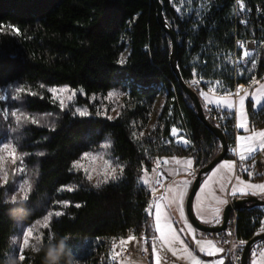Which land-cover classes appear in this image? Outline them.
Returning a JSON list of instances; mask_svg holds the SVG:
<instances>
[{
    "label": "trees",
    "instance_id": "16d2710c",
    "mask_svg": "<svg viewBox=\"0 0 264 264\" xmlns=\"http://www.w3.org/2000/svg\"><path fill=\"white\" fill-rule=\"evenodd\" d=\"M160 1L178 42V67L187 84L196 73L205 81L219 80L234 90L237 84H246L254 75L264 74V21L262 28L255 18L247 26L236 24V0H189L187 8L191 11L184 15L176 10L175 0ZM244 5L250 11L264 9V0H244ZM0 24L5 26L0 32V90L11 84L33 85L37 95H23V109L61 112V121L54 131L31 125L25 132L39 140L34 144L16 143L17 151L24 155L32 191L25 205L27 211L21 216L11 211L14 205L4 203L5 194L13 191L18 176L10 171L8 183L0 187V264H8L13 250L9 238L20 226L34 224L49 211L64 213L51 221V232L57 239L68 236L74 240L72 244L68 240L73 253L77 248L76 251L89 248L79 257L85 264L94 263L95 253L101 252L97 240L104 243L133 234L150 240L154 234L152 219L145 208L152 203V197L138 182L141 167L151 172L155 159L193 156L199 171L222 148L220 140L199 120L193 101L183 92L172 70L171 40L157 21L154 0H0ZM8 25L18 28L20 34H14ZM237 37L256 38L259 42L257 67L251 74L243 70V75L235 74ZM126 49V62L118 64ZM40 84L67 85L101 96L117 90L123 102L114 119L99 115L81 118L70 110L60 111L50 101V94L39 88ZM162 92L166 96L160 115L154 128L147 131ZM77 102L89 104L82 96ZM247 114L250 127L264 128V110L256 111L249 104ZM227 115L223 131L232 147L235 118ZM8 121L12 119H5L0 111V142L6 137ZM173 127H185L194 148L170 142ZM133 131L137 138H133ZM108 134L113 140L114 159L118 158L125 169L119 179L96 189L82 170H70V166L83 153L95 151ZM225 160L235 157L228 154ZM255 169L264 170L259 166ZM243 177L249 179L247 173ZM64 185L76 190L58 191ZM58 201H68L70 206L64 208ZM77 204L81 206L76 207ZM263 207L247 205L232 213L231 217H236L237 241L247 242L259 232ZM42 231L47 244L48 230ZM86 239L94 243H87ZM262 242L252 248L249 264ZM147 247L151 258V247ZM24 257L20 264H44L43 251L37 254L29 247Z\"/></svg>",
    "mask_w": 264,
    "mask_h": 264
},
{
    "label": "snow or ice",
    "instance_id": "6c2138e0",
    "mask_svg": "<svg viewBox=\"0 0 264 264\" xmlns=\"http://www.w3.org/2000/svg\"><path fill=\"white\" fill-rule=\"evenodd\" d=\"M181 2H183V0H181ZM236 3L239 5V10L244 11V0H236ZM176 10L178 12L181 11L180 8H177ZM242 23L247 22L242 21ZM7 27L10 28L14 34H20V30L15 26L8 25ZM4 28L5 26L0 24V32L4 31ZM238 44L242 49V52L236 63L246 61L249 57L253 56V53L245 47L244 42L241 41L238 42ZM125 62V58L121 54L117 63L123 65ZM229 62H232L230 57ZM252 66H255L254 60L252 61ZM238 74L243 75L244 73L241 70ZM189 83L199 89V97L204 101V104L202 105L203 107L208 108L209 111L214 108L227 110V112L233 115L236 119L235 127L240 129L242 133H248L247 135L239 134L235 137V146L231 149V151L233 155L238 158V161H248L257 151H264V130L257 131L250 127L247 118L249 104H251L253 109L258 111L264 110V83H260V81L253 79L249 82V87L252 89L251 91L249 88H245L243 84H237L235 89L232 90L224 87L219 80H215L207 81L205 90L204 87H200L202 83H205L204 78L198 76L196 73L192 74V79ZM253 85H257V87H252ZM39 88L45 89L50 94V101L56 105L60 111L69 109L74 116H79L81 118L90 117L92 112L90 111L88 105L83 107L76 106L75 98L78 94L87 98L89 104L95 108L97 115L103 116L109 120H111L112 117L108 114V104H115V102L122 95L121 93L111 90L98 97L96 94L86 93L82 88L72 89L70 86H46L44 84H40ZM20 94L35 96L37 95V92L32 91L30 88L17 87L15 89V95L8 96L2 94V91H0V102L7 101L9 99L16 100ZM98 100L105 102L102 108L97 105ZM22 105L23 101H21V108H18L16 111H12L10 113L11 117L15 119L17 125L24 123L40 125L41 120H47L48 117L54 115L53 113H45L42 116L30 115L26 111L22 110ZM112 110H114V107ZM2 115L6 119L9 116V112L7 110H3ZM49 127L50 130H55L54 123H51ZM132 127H135V122H133ZM140 135L142 136L143 133H140ZM170 135L173 137V141L170 142L183 144L187 147L191 146V141L182 134L180 129L173 127L170 130ZM132 136L133 138H137L135 131L132 132ZM101 147L103 149H108L111 147V142L108 141ZM43 154L44 153H38L37 155ZM97 158V156L89 155L85 152L80 159L71 163L70 170H82L86 178L91 180L93 179V173H96V170H89L84 166L82 160H96ZM9 160L13 165L19 161L20 167L15 169L16 172H25L24 157L22 154L18 153L16 146L10 142H0V173L8 175L7 163ZM153 164L154 167L151 168V173L147 167H141V175L138 177V182L149 190L150 196L152 197V203L145 208V212L147 216L152 219L151 227L154 234L150 240L147 236L137 238L134 234L129 235L127 238H120L118 242L114 240L112 243V260L115 261L117 257L121 256L127 245L133 242L139 246L140 251L145 253L148 251V247L146 246L151 247V264H178L180 260H188L190 264H225V257L221 255L225 252V249L219 246L221 243L231 244L232 247L228 251L233 256H236L235 250L240 248L245 243L244 241L232 242L228 240L217 241L206 238H197L196 230L190 223H188L187 218L184 216V196L191 183L189 179H184L178 182L173 181L172 184L164 187L163 180H166L169 177H174L180 173H184L187 176L193 175L194 160L191 158H172L171 160L165 158L155 159ZM169 164L175 165L176 167L169 168L167 167ZM241 167H243V170L248 172L250 176L253 175L249 168L244 167L243 164H241ZM124 169L125 166L119 162L118 158L115 161L111 159L106 160L102 171L99 172L102 178L96 187L100 188L103 184H107L110 180L114 181L112 179L113 176L116 177L115 180L119 179V176L123 175ZM165 171L167 172V175H165ZM236 172L237 160L223 161L218 167H215L210 175H208L202 182V187L199 188L197 194L194 195V198L199 199L200 203L193 204V209L201 223L218 224L221 219V206L228 204L229 197L264 194V183L257 184L251 181L241 180ZM152 174L155 175V180H153ZM154 185L163 187L164 193L160 196H156L155 193L157 192V187ZM19 188L22 190L24 185L19 184ZM209 188H211L209 193L211 200L208 206L205 207L203 201L206 197H200L199 193L205 192ZM28 190L29 192L32 191L30 182L28 183ZM75 190V187L70 185H64L58 189V191L61 192H71ZM169 193H171V196H169ZM57 203L64 208L70 206L68 201H58ZM173 205L178 208L183 222L182 227L179 222H174L173 218L169 215V210ZM75 206L80 207L81 205L77 204ZM62 215H64L63 211H49L42 219L36 220L32 226L27 227L22 233V247L19 248L20 253H22L25 248L30 246L32 247L34 244L33 241L36 242L38 238L44 242V232L42 229L48 230L47 243L52 242V218L54 216L59 217ZM261 228L264 230V220L261 221ZM259 234L260 233L258 232L257 235ZM185 235L190 238L200 253H203L206 257H213L215 259L205 261L194 255L184 239ZM227 235L231 236L232 233L228 231ZM117 248L120 249L119 252L116 251ZM253 255L257 258L253 260L252 264H264V248L258 246L257 250H254ZM236 258L238 259L239 257L237 256ZM19 259L23 261L25 257L20 254ZM122 264H129L127 258H124Z\"/></svg>",
    "mask_w": 264,
    "mask_h": 264
},
{
    "label": "rangeland",
    "instance_id": "374dc122",
    "mask_svg": "<svg viewBox=\"0 0 264 264\" xmlns=\"http://www.w3.org/2000/svg\"><path fill=\"white\" fill-rule=\"evenodd\" d=\"M189 2H190L189 0H183V2H181V0H175L176 9L177 8L181 9V11H179V13L181 15L190 13V11H191L190 8L189 7L187 8ZM127 53H128V49H126L125 52L123 53L124 58L126 57ZM253 60L255 61V66L254 67L252 66V61ZM256 67H257V50H256V52L254 53V55L252 57L251 63L243 71H246L247 74H251L253 71L256 70ZM9 86H11V87H7V88H4V89L0 90V91H2V94L8 95V96H14L15 95V89L17 87L30 88L32 91H35L37 89V87H35L33 85H30V86L27 85L26 86L24 84H11ZM61 86H67V85H61ZM41 90H43V89H41ZM114 91L119 92L117 90H114ZM161 94H162V98L160 99V101H162L165 98V96H166L165 92H162ZM23 95H26V94H20V96L16 100L9 99L7 101L0 102V111L2 112L3 110H7L9 112L8 118L12 119V121H8L7 129H6V137L4 138V140H2V142H10L13 145H15L16 148H17V144L16 143H22V141H23L25 144H34V143H36V141L39 140V139H34L33 136L30 135L31 132H25L26 129L29 126L34 125V124L24 123V124H21V125H17L15 119L13 117H11V115H10V113L12 111H16L18 108H21V101H23L22 100V96ZM79 96L80 95L78 94L77 97L75 98L76 106L83 107L85 105H88L90 111L92 112V115H97L96 111H95V108L92 105H90L88 103H78L77 102V99H78ZM97 96L99 97L101 95H97ZM97 102H99V103H97V105L100 106L101 108L104 106L105 102L100 101V100H98ZM122 102H123L122 97H119V99L115 102V104H108V109H109L108 114L112 117V119H114L118 115L119 107L122 104ZM66 103H67V101H66ZM113 107H114V110H112ZM161 107L162 106H161V102H160V103L157 104L156 110H155V112L152 115V120L150 121V123L147 126V131H150V130H152L154 128V125H155V123H156V121L158 119L157 116L159 114V111H160ZM70 108H71V105H70ZM22 110L26 111L25 109H23V107H22ZM66 110L69 111V109H66ZM26 112L28 114H30V115H37V116H42L45 113H53L54 114L53 116L48 117L47 120H41L40 121V125H36V126H39V127H46L48 129H50L49 125L51 123H54L55 124V129H56L58 127L60 121H61V112H59V111H48V112H33V111L28 112V111H26ZM8 118H6V119H8ZM176 128L180 129L182 134L185 136V131H186L185 127H176ZM239 134H241V133H239ZM172 139H173V137H172ZM108 141L111 142V147L108 148V149H103L101 147V145L106 143V142H108ZM175 144L178 145V146H181L183 148H186V149L187 148H191V147L179 145L177 143H175ZM112 145H113L112 137L110 136V134H108V135H106L104 140L99 144V146L95 149V151H91L93 153V155L97 156L98 158L96 160H91V159L82 160V163L84 164V166L87 167L89 170L95 169L96 172L97 171L101 172L103 167H104V166H102V160H101V158L99 156V154L101 152H107L108 153V155L105 156L104 159H111V160L115 161L114 156L112 154ZM29 153H31V152H29ZM23 157H24V155H23ZM224 161H226V160H224ZM219 164L216 167H218ZM243 166L244 167H248V166H246L244 164H243ZM18 167H20L19 161H17V163L15 165H13L10 160L7 163L8 176H9V172L10 171H12L13 174L18 176V179L16 180V182L14 184L13 191L12 192H7V194H11L15 190H17L19 183L22 180H24L25 178L29 177L28 174H27L25 163H24V168H25V172L24 173H18L16 171H14ZM197 172H198V170L194 167V173L197 174ZM246 173L247 172H245L243 170V167H241V169H238V167H237L236 174L240 177L241 180H245L243 175L246 174ZM196 174H194V175L196 176ZM95 175H96V173H93L94 177H95ZM118 175H119V173H118ZM260 177H264V170L263 171H258V172H257V170H255L254 174L251 176V179H248V180L257 181V180H259ZM100 178H102V177L100 176ZM153 180H154V176H153ZM181 180L178 179L176 181L178 182V181H181ZM248 180H245V181H248ZM172 183H173V181L171 182V184ZM70 186H72V185H70ZM200 187H202V183H201ZM213 187H214V185H213ZM210 191H211V188H209L205 192H200L199 193L200 197H206V199H204V201H203L205 207L208 206V204H209V202L211 200V197L209 195ZM262 198H264V196ZM194 203H200V200L199 199H194ZM169 215L173 218L174 222H179L180 226L181 227L183 226V222L181 220L180 213H179L178 208L176 206H172L171 207V209L169 210ZM195 215H196V213H195ZM184 216L187 218L185 211H184ZM187 221H188V219H187ZM215 224H217V223H215ZM32 225H21L19 230H18V232L14 236H20L22 238V233L26 230L27 227L32 226ZM210 225H214V224H210ZM261 232H264V230H262V228L259 230V233H261ZM184 239H185L186 243L189 245L190 250L193 252L194 255H196L195 254L196 250H194L193 246L188 242L186 236H184ZM90 240L91 239H86L85 241H87V243H89V242L90 243L91 242L94 243L93 240L92 241H90ZM69 242L72 244L75 241L74 240H69ZM111 242L112 241H105L103 243L102 240H97L96 241V245L97 246L101 245L100 246L101 247V252H99V253L96 252L95 253L96 254L95 258H97V259L95 260L94 263H91V264H115L114 260H112V258H110V256L112 255V252H113L112 246H111ZM33 243H35V241H33ZM258 246H260L262 248L264 246V243H262V244H260ZM19 248L20 247L18 245H13V250L10 253L9 258H10V256H19L20 254H22L24 256V251H25L26 248L23 250L22 253H20ZM30 248H32V247L30 246ZM130 249L133 250V251H138V253L140 252L139 246L135 242H133V244H131ZM76 250L74 252V255L76 257L77 264H85L84 262H80L79 261V257H81L82 255L88 253L89 248L83 249L81 247L78 251H76ZM93 250H96V248L95 249L93 248ZM169 256H170V254H169ZM127 257L128 256H126L125 258H127ZM255 257L256 256L253 257V260H255ZM172 259H175V258H172ZM127 260L129 261V264H146L144 259L141 258L140 256H139V258H135L133 260V255L132 254L127 258ZM151 260H152V256H151ZM122 262H123V260L120 261L118 264H122ZM20 263H21V261H20ZM189 263L190 262L188 260H180L178 262V264H189Z\"/></svg>",
    "mask_w": 264,
    "mask_h": 264
},
{
    "label": "water",
    "instance_id": "95a60500",
    "mask_svg": "<svg viewBox=\"0 0 264 264\" xmlns=\"http://www.w3.org/2000/svg\"><path fill=\"white\" fill-rule=\"evenodd\" d=\"M154 4L156 7V14H157V21L162 27V29L166 32V34L170 37L171 45H172V51L170 56V62L171 67L174 72V74L177 77V80L183 90V92L191 98L193 101L197 116L199 120L207 127L209 128L214 135L220 140L221 142V152L206 166L199 169L196 176L194 177L192 181L191 188L188 192L186 202H185V212L188 221L190 224L197 230L202 233L207 234H220L222 232H225L227 230L228 222L231 218L232 213H234L237 210H240L247 205H250L252 207L254 206H264V198L255 196V195H248L245 197L240 198H234L233 200L229 201L228 204L224 207L222 218L218 224L214 225H207L204 223H201L200 220L195 215L194 209H193V203H194V195L197 194L198 189L200 188L202 180L222 161L225 160L226 156L228 155L229 151V145L227 142V138L224 134V131L222 128L218 127L217 125H214L205 114V109L202 106V103L199 99V95L197 92H195L189 84H187L179 70L178 67V42L175 36V33L173 29L168 24L164 12H163V4L160 0H154ZM264 240V232H261L259 235H255L250 240L245 242L243 245V251H242V264H249V257L252 248L259 242Z\"/></svg>",
    "mask_w": 264,
    "mask_h": 264
},
{
    "label": "built area",
    "instance_id": "2783aa9c",
    "mask_svg": "<svg viewBox=\"0 0 264 264\" xmlns=\"http://www.w3.org/2000/svg\"><path fill=\"white\" fill-rule=\"evenodd\" d=\"M255 18V20L257 21V25L259 28H262V24L264 21V9L262 7H258L255 11H250L247 10L246 8L244 9V11H240L239 10V5L236 3L235 5V22L236 24H241L242 26H247L249 24V22ZM242 21H246L247 23H242ZM244 42L245 47L251 51L254 55V53L257 50L258 47V40L256 38H236L235 40V53H234V59H233V67H234V71L235 74L238 75L239 71L246 69L249 64L251 63L252 57H249L248 60L243 61V62H239L236 63V61H238L242 49L239 47L238 42ZM264 77V74L262 75ZM205 81V80H204ZM191 86V88L197 92L199 94V89L196 86H192L191 84H189ZM203 83L200 85V87H202ZM205 114L206 117L210 120L213 121L214 123H216V125L220 128H224L226 127V123H227V118L229 117V115H227V113H225L222 109H212L211 111H209L208 108L205 109ZM185 136L186 138H188L190 140V136L188 131H185ZM191 141V140H190ZM182 146H185L183 144H179ZM235 146V144L232 147H229V151L228 154L233 155L231 149ZM191 148H194L192 142H191ZM234 156V155H233ZM156 179L155 175H154V180ZM162 179V178H161ZM164 183V187L167 186V181L163 180ZM155 187H157V192L155 193L156 196H160L163 194L164 192V188L160 187L158 185H154ZM230 231L232 233L231 236L227 235V232ZM200 232V231H198ZM236 217L234 218H230L229 222H228V226H227V230L225 232H222L220 234H207V233H201V237L200 238H207V239H211V240H217V241H224V240H228V241H232V242H237V238H236ZM199 236L197 235V238ZM226 244V255H225V264H242V251H243V245L240 248H237L235 250L236 252V256H233L228 250L232 247L231 244L229 243H224ZM127 250H124V253L127 254ZM239 257L238 259L236 257Z\"/></svg>",
    "mask_w": 264,
    "mask_h": 264
},
{
    "label": "clouds",
    "instance_id": "9594fccd",
    "mask_svg": "<svg viewBox=\"0 0 264 264\" xmlns=\"http://www.w3.org/2000/svg\"><path fill=\"white\" fill-rule=\"evenodd\" d=\"M87 153L89 155H93L91 151ZM107 155H108L107 152H101L99 154L102 160V166H104L106 160H108V159H104V157ZM112 179L115 180L116 177L113 176ZM100 180L101 178L99 171L96 172V175L95 177H93V179L91 180L87 179V181L91 184V186L96 189H99L96 187V185L100 183ZM8 181H9V176L0 173V187L6 185ZM29 182L31 183V177H27L19 183L24 185V188L22 190L19 188L18 185V188L15 192L11 194H7V193L5 194L4 203L14 205L15 207L12 208L11 211L17 215L22 216L27 211L25 205L31 193L28 190ZM68 240H69L68 236H61L59 237V239H57L55 234H53L52 242L45 244L42 240L38 238L36 242L32 245V250L37 254L40 253L41 251L44 252V264H77L76 257L73 253L72 248L68 243ZM9 241L11 245H18L19 247H22V238L20 236H12L9 238ZM20 261L21 260L19 259V256H10L8 260V264H20Z\"/></svg>",
    "mask_w": 264,
    "mask_h": 264
},
{
    "label": "crops",
    "instance_id": "0c3cea01",
    "mask_svg": "<svg viewBox=\"0 0 264 264\" xmlns=\"http://www.w3.org/2000/svg\"><path fill=\"white\" fill-rule=\"evenodd\" d=\"M253 79H255V80H258V81H260V83H264V77L263 76H260V77H257L256 75H254L253 77H252V79L251 80H253ZM250 80V81H251ZM249 81V82H250ZM206 82L207 81H205V83H203V85H202V87H204L205 88V90H206ZM249 82L248 83H246V84H244V83H242L244 86H245V88H249V90L251 91L252 89L249 87ZM223 85V84H222ZM252 87H257V85H253ZM199 95V94H198ZM162 98V94H159L158 95V97H157V99H156V102H155V105H154V108H153V112H152V114H151V118H150V121L152 120V115H153V113L155 112V110H156V107H157V104L158 103H160L161 102V106H163V104H164V101H165V98L162 100V101H160V99ZM199 99H200V101H201V103H202V105L204 104V101H203V99L202 98H200L199 97ZM162 108V107H161ZM161 108H160V111H159V114H158V116L157 117H159V115H160V112H161ZM204 109H206V107H204ZM256 110V109H255ZM225 113H227V114H229L228 112H227V110H223ZM256 111H258V110H256ZM231 115V114H230ZM235 118V117H234ZM247 118H248V122H249V117H248V115H247ZM150 121H149V123H150ZM250 123V122H249ZM235 124H236V119H235ZM235 129H236V136L237 135H239V133H241V134H245V135H247L248 133H242V131L240 130V129H237L236 127H235ZM255 130H257V131H259V130H264V128H262V129H255ZM235 136V137H236ZM235 157V160H237V167H238V165L239 164H244V165H246V166H248L247 168H249V170L254 174V172H255V167L256 166H259V167H262L263 169H264V151H257L256 153H254L253 154V157L252 158H250L248 161H244V162H240V161H238V158L236 157V156H234ZM172 158H178V159H187V158H191V159H193L194 160V157L193 156H184V157H172ZM172 158H170L169 160H171ZM226 161H231V160H226ZM221 163V162H220ZM167 167H169V168H172V167H176L175 165H172V164H169ZM194 167L197 169V167H196V164H195V161H194ZM258 172V171H257ZM194 174H196V173H194ZM191 175V176H187L186 174H184V173H180V174H178V175H175L174 177H169L168 179H166V181H167V185H169V184H171V182L172 181H176V180H184V179H189L190 181H191V183H190V185L188 186V188H187V190H186V194H185V196H184V211H185V202H186V198H187V195H188V192H189V189L191 188V185H192V181H193V179H194V177H195V175ZM210 174V173H209ZM208 174V175H209ZM165 175H167V172L165 171ZM207 175V176H208ZM247 175H248V178L249 179H251V176L248 174V172H247ZM153 176H154V174H153ZM206 176V177H207ZM205 177V178H206ZM205 178L203 179V180H205ZM202 180V181H203ZM248 181H251V182H254V183H257V184H259V183H264V177H262V179H260V180H257V181H252V180H248ZM202 183V182H201ZM167 187V186H166ZM201 188V187H200ZM164 193V192H163ZM169 196H171V193H169ZM255 196H259V197H263L264 196V194H261V195H255ZM240 197H245V196H237V197H230V198H228V202L229 201H231V200H233L234 198H240ZM173 206H175V205H173ZM226 205H223V206H221L222 207V211H221V218H222V213H223V209H224V207H225ZM197 216V215H196ZM198 218V217H197ZM188 223H190L189 221H188ZM205 224V223H204ZM213 224H215V223H213ZM207 225H210V224H207ZM194 228V227H193ZM195 229V228H194ZM196 230V229H195ZM201 233L202 232H198L197 230H196V235H198L199 237H198V239H200V237L202 236L201 235ZM129 235H127V236H125V237H121V238H127ZM186 236V238H187V240H188V242L193 246V248H194V250H196V256H198L200 259H202V260H205V261H207V260H210V259H215V258H213V257H206V256H204V254L203 253H200L198 250H197V248L194 246V244L192 243V241L190 240V238L187 236V235H185ZM141 237V236H140ZM137 238H139V237H137ZM203 238H205V237H203ZM119 239L120 238H118V239H114L115 241H119ZM207 239V238H206ZM114 240H111L112 242H111V246H112V243H113V241ZM131 244H133V243H130L129 245H127V247L124 249V250H127L128 252H127V254H125L124 253V251L122 252V255L121 256H119V257H117V259L114 261V263L115 264H118L120 261H122V260H124V258L126 257V256H130L131 254L133 255V260L135 259V258H139V256L141 257V258H143L144 259V261L146 262V264H151V258H150V256H149V252L147 251V253H145V252H142V251H140L139 253H138V251H133V250H131L130 249V246H131ZM219 246H221V247H223L224 249H225V252L224 253H222L221 255H223L224 257H225V255H226V244H224V243H221ZM147 247V246H146ZM262 248H264V246L262 247ZM255 250H257V247H256V249ZM116 251L117 252H119L120 251V249L119 248H117L116 249ZM139 254V255H138ZM127 257V258H128ZM110 258H112V255L110 256ZM216 258H218V257H216ZM257 257H255V259H256ZM253 262V261H252ZM190 264V263H189Z\"/></svg>",
    "mask_w": 264,
    "mask_h": 264
}]
</instances>
